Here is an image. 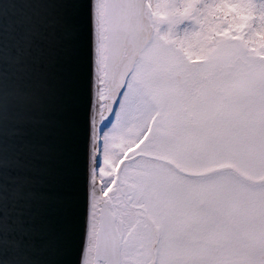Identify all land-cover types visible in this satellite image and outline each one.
<instances>
[{
	"label": "snow or ice",
	"instance_id": "1",
	"mask_svg": "<svg viewBox=\"0 0 264 264\" xmlns=\"http://www.w3.org/2000/svg\"><path fill=\"white\" fill-rule=\"evenodd\" d=\"M15 2L61 7L39 88L0 69V141L56 101L51 70L87 16L95 116L79 264H264V0ZM11 231L0 213V264H37Z\"/></svg>",
	"mask_w": 264,
	"mask_h": 264
},
{
	"label": "water",
	"instance_id": "2",
	"mask_svg": "<svg viewBox=\"0 0 264 264\" xmlns=\"http://www.w3.org/2000/svg\"><path fill=\"white\" fill-rule=\"evenodd\" d=\"M3 4L0 69L8 83L39 88L54 48V3ZM79 39L51 70L56 101L24 136L6 126L0 141V213L5 238L32 242L37 264H79L83 245L88 164V116L92 101L88 21L77 14ZM27 37V38H26ZM45 95L44 89H39ZM42 145L47 149L42 150ZM19 188L20 196L12 195ZM30 197V198H29Z\"/></svg>",
	"mask_w": 264,
	"mask_h": 264
},
{
	"label": "bare ground",
	"instance_id": "3",
	"mask_svg": "<svg viewBox=\"0 0 264 264\" xmlns=\"http://www.w3.org/2000/svg\"><path fill=\"white\" fill-rule=\"evenodd\" d=\"M94 91H95V89L92 87V93H91V95H92V100H93V97H94ZM91 111H92V114H93V116H95V109L92 107V101H91ZM96 119H97V121H98V117H95ZM97 158V151L94 149V158H93V164H92V168H93V172L96 174V160L98 159H96ZM96 187H97V189L99 190V187H100V185H99V183H98V180H96ZM82 248H83V245H82ZM82 252V251H81ZM80 258H81V255H80ZM79 262H80V259H79Z\"/></svg>",
	"mask_w": 264,
	"mask_h": 264
},
{
	"label": "rangeland",
	"instance_id": "4",
	"mask_svg": "<svg viewBox=\"0 0 264 264\" xmlns=\"http://www.w3.org/2000/svg\"><path fill=\"white\" fill-rule=\"evenodd\" d=\"M98 143H99V151L97 152V158L99 160V166L102 167L103 166V141L102 139ZM96 176H97L98 183L100 185L99 168L97 167V163H96Z\"/></svg>",
	"mask_w": 264,
	"mask_h": 264
}]
</instances>
